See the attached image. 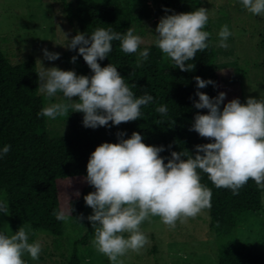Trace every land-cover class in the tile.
Returning <instances> with one entry per match:
<instances>
[{"label": "clouds", "instance_id": "9594fccd", "mask_svg": "<svg viewBox=\"0 0 264 264\" xmlns=\"http://www.w3.org/2000/svg\"><path fill=\"white\" fill-rule=\"evenodd\" d=\"M241 3L250 13L264 16V0H241ZM209 17L210 11L200 7L160 19L155 29V43L173 67L181 71L195 69V63L187 62L194 61L198 51L210 46L212 33L204 30ZM135 31L130 27L122 34L111 28H97L91 35L78 33L70 40L66 47L76 50L79 46L78 54L94 73L90 77L77 75L74 70L45 68L38 59L36 63L42 67L37 72V89L46 94L49 101L37 113L38 117L55 120L67 116L72 109L84 114V127L93 129L107 127L109 122L119 126L140 119L141 107L153 102L154 97L147 92L136 97L132 91L136 85L130 87L115 65L109 63L101 67L98 62L112 52L113 41H120L124 53H136L144 40ZM232 35L229 26L222 25L216 46L228 49L227 41ZM43 53L49 61L60 58V53L46 48ZM148 57V48L139 51L141 60ZM76 60L73 56L71 62ZM194 79L197 89L214 84L199 76ZM57 93H62L63 100L52 102ZM196 95L199 100L194 107L207 109L208 113H197L190 130L213 142L196 145L195 155L182 150L172 151L170 158L162 157L160 153L165 148L145 144L139 132H133L128 139H123L125 133H118V143H102L91 154L85 179L95 191L84 196L86 205L93 210L87 219L94 229L92 246L106 256L110 264H123L121 257L129 251L139 253L149 243L141 227L144 222L159 217L163 224L175 228L178 221L185 223L211 207L212 191L201 182V171L215 187L231 189L234 193L250 179L264 189V97H249L246 103L236 98L224 104V92L215 98L199 90ZM74 97H78V101ZM156 112L166 116L167 105H160ZM10 149L11 145H5L0 158ZM0 213L10 215L6 199H0ZM53 215L60 221L69 219L63 210ZM77 219L82 220L83 216ZM30 235H37L30 225H22L11 235L0 231V264H28L25 254L38 260L42 242L35 239L30 243Z\"/></svg>", "mask_w": 264, "mask_h": 264}, {"label": "trees", "instance_id": "16d2710c", "mask_svg": "<svg viewBox=\"0 0 264 264\" xmlns=\"http://www.w3.org/2000/svg\"><path fill=\"white\" fill-rule=\"evenodd\" d=\"M63 1L69 23L87 35L97 28H111L123 34L141 24L143 18L151 19L158 13L164 16L187 13L202 7V0H156L157 9L144 5L136 15L131 2L124 5L114 0L83 5L73 0ZM166 8L171 11L166 13ZM204 30L210 32L209 24ZM209 43L207 49L197 52L194 61L187 62L195 63V69L181 71L172 66L156 44H143L136 53L126 54L120 48V41H113L112 52L98 61L101 67L115 65L130 87L136 85L132 88L136 97L147 92L154 97L153 102L141 107V118L136 121L119 126L109 122V126L96 129L84 127V114L70 109V132L56 138H51L46 130L47 117L37 115L45 107V97L37 89L40 69L36 58L31 56L13 63L0 48V151L11 145L9 153L0 158V193L7 196L13 234L22 225H30L33 231L60 235L64 223L53 212L63 210L75 220V245L87 246L92 224L87 219L91 214L86 212L89 207L84 196L95 191L85 179L87 164L99 145L118 143V133H125L123 139H128L133 132H139L145 144L163 146L165 151L160 155L168 158L172 151L188 150L195 155L196 145L213 142L190 130L197 113H208L207 109L194 107L199 100L196 92L199 90L211 98L224 92V104L236 98L246 103V95L244 73L237 65L218 66L212 37ZM144 48L149 49L147 60L139 58V51ZM84 70L89 77L94 74L87 63ZM196 76L210 79L214 84L197 89ZM160 105H167L166 116L156 112ZM200 175L201 182L212 191L209 227L215 234H232L247 211L264 212V189L254 180L250 179L234 193L231 189L215 187L206 173L201 171ZM81 215L83 219H77ZM217 260L218 264H264V243L229 239L219 248ZM66 264H80L76 248Z\"/></svg>", "mask_w": 264, "mask_h": 264}, {"label": "rangeland", "instance_id": "374dc122", "mask_svg": "<svg viewBox=\"0 0 264 264\" xmlns=\"http://www.w3.org/2000/svg\"><path fill=\"white\" fill-rule=\"evenodd\" d=\"M77 4H95L99 1L114 0H73ZM124 5L133 4L132 9L139 15L144 5L157 9L156 0H118ZM202 7L210 11L209 27L212 33V45L216 50L215 63L218 66L237 65L244 73L243 87L246 100L249 97H264V16H258L245 9L241 0H202ZM164 17L158 13L153 18H143L134 27L143 44H156L155 29ZM227 24L233 33L227 43L228 49L218 48V32ZM79 32L66 18L63 0H0V48L13 63L23 62L33 56L42 61L45 68L58 67L61 70H74L77 75H86V62L76 50L66 47ZM142 44V45H143ZM60 53L55 61L45 59L43 50ZM77 60L72 63V57ZM39 69L42 65L38 63ZM41 93V92H40ZM45 106L49 103L46 94ZM78 101V97L73 98ZM62 93H57L52 102H61ZM70 110V109H69ZM46 130L51 138L70 132L67 116L55 120L47 118ZM0 199H6V193H0ZM8 203V202H7ZM264 203V192H263ZM86 212L93 214L92 208ZM210 210L204 209L195 218L170 228L159 217L151 222H144L142 230L148 236L149 243L139 253L129 251L120 259L123 264H218L217 252L229 239L264 243V212H245L233 233L220 236L209 227ZM64 228L60 235H53L44 230L33 231L30 235L42 242V252L38 260H32L28 254L24 259L28 264H66L75 252L80 264H110L109 259L98 253L92 246L94 229L91 225V238L87 246L75 245V220L69 216L63 221ZM0 231L13 234L10 215L0 213ZM127 236V234H125ZM32 240V242H33ZM31 243V242H30Z\"/></svg>", "mask_w": 264, "mask_h": 264}]
</instances>
